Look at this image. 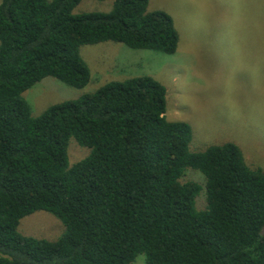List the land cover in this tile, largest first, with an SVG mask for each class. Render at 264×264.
I'll return each mask as SVG.
<instances>
[{"label": "trees", "instance_id": "trees-1", "mask_svg": "<svg viewBox=\"0 0 264 264\" xmlns=\"http://www.w3.org/2000/svg\"><path fill=\"white\" fill-rule=\"evenodd\" d=\"M80 2L0 1V264H264V172L232 143L192 153L190 125L167 121L153 78L109 81L32 116L23 94L45 78L88 86L83 46L177 51L172 18L148 0L74 14ZM71 139L89 154L70 167ZM40 211L64 226L57 240L18 232Z\"/></svg>", "mask_w": 264, "mask_h": 264}, {"label": "rangeland", "instance_id": "rangeland-1", "mask_svg": "<svg viewBox=\"0 0 264 264\" xmlns=\"http://www.w3.org/2000/svg\"><path fill=\"white\" fill-rule=\"evenodd\" d=\"M114 1L81 0L73 13H107ZM148 11H163L172 18L179 37L174 55L110 42L83 46L80 55L91 76L88 86L74 89L45 78L23 94L32 116L92 93L106 82L149 76L166 89L167 121L190 125L192 153L232 143L247 166L264 172V0H148ZM69 143L71 167L89 151L73 139ZM185 180L204 185L192 171ZM204 206L201 196L197 208ZM64 231L60 221L42 211L23 218L18 226L22 236L47 241L57 240ZM143 260L139 256L132 264Z\"/></svg>", "mask_w": 264, "mask_h": 264}]
</instances>
